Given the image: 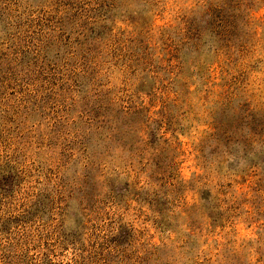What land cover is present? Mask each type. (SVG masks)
<instances>
[{
	"label": "rangeland",
	"instance_id": "rangeland-1",
	"mask_svg": "<svg viewBox=\"0 0 264 264\" xmlns=\"http://www.w3.org/2000/svg\"><path fill=\"white\" fill-rule=\"evenodd\" d=\"M0 264H264V0H0Z\"/></svg>",
	"mask_w": 264,
	"mask_h": 264
}]
</instances>
